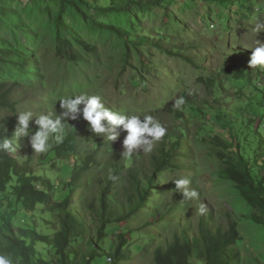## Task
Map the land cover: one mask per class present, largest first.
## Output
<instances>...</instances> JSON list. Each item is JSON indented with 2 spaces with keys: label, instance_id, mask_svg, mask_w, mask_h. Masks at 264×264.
<instances>
[{
  "label": "rangeland",
  "instance_id": "374dc122",
  "mask_svg": "<svg viewBox=\"0 0 264 264\" xmlns=\"http://www.w3.org/2000/svg\"><path fill=\"white\" fill-rule=\"evenodd\" d=\"M138 1L149 4L146 8L136 4L129 13H104L85 5L63 7L59 0H1L0 49L11 50L0 58V82L18 83L14 86L18 113L59 114L62 110L58 100L62 96L87 91L102 95L106 107L114 111L141 118L152 115L168 130L152 152L138 149L128 161L121 155L127 135L122 126L117 129L118 138L110 142L102 135L91 133L88 122L83 121L82 133L86 139L82 157L75 161L69 156L58 162L52 152L56 143L51 140L52 147L47 152L35 153L37 173L46 175V171H51V181L60 180L65 185L87 154L99 149V164L84 175L86 184L75 200L80 205L87 198L99 201L102 183L116 168L122 175L116 183L125 200L126 190L129 193L131 187L130 167L153 173V158L161 154L162 142L176 141L171 134L177 133L181 140L177 165L156 173L159 188L151 192L154 199L151 206L146 203L137 214L120 224L124 229L134 228L133 233L126 235L124 246L130 257L121 264H157L156 247L160 243L167 245L176 233L186 229L191 235L199 232L200 217L206 213L212 216L213 225L225 228L235 225L239 240L233 246L237 254L234 264H264V226L255 221L256 211L241 197L236 184L220 174L224 166L218 155L221 148L213 143V136L232 139L217 117L222 107L234 101L237 87L243 88L249 81L264 87V68L249 66L251 49L258 42L264 43V0ZM59 21L65 37L72 41L74 51L80 56L79 61L58 55ZM99 23L127 28L131 39L139 40L141 45L132 40L128 43L126 38L100 27ZM257 25L261 26L259 31ZM78 40L96 49L86 50ZM221 94L222 98L218 99L217 95ZM228 95L232 101L224 100ZM179 97L185 103L177 109L173 103ZM18 113L0 108V124L3 120L11 122ZM30 126L33 131L38 128L34 121ZM71 126L69 120L67 132ZM97 137L102 141L101 148L95 146ZM12 138L14 144H23L24 151L31 146L27 137ZM47 154H52L51 158ZM181 178L191 181L188 188L197 190L198 198L188 199L181 193L183 190L177 191L173 181ZM24 213L28 218L21 216V219L30 221L32 213ZM88 217L91 219V215ZM120 232L114 230L110 237L115 247ZM92 238L101 252L102 245H109L96 234ZM1 239L5 241L2 231L0 243ZM37 248L49 260L58 259L53 249L45 250L42 244ZM81 248L79 260L90 251L87 242ZM0 253L7 254L1 250ZM192 261L201 263L197 254Z\"/></svg>",
  "mask_w": 264,
  "mask_h": 264
},
{
  "label": "trees",
  "instance_id": "16d2710c",
  "mask_svg": "<svg viewBox=\"0 0 264 264\" xmlns=\"http://www.w3.org/2000/svg\"><path fill=\"white\" fill-rule=\"evenodd\" d=\"M59 1L63 7L85 5L96 12L104 13H129L136 4L142 8L149 4L139 3L138 0ZM60 23L59 21L57 53L59 56L79 61L80 56L74 51L72 41L65 37V30ZM98 25L126 38L128 43L132 40L137 46L141 45L139 40L131 39V32L127 28L112 24ZM78 42L86 50L96 49L86 41ZM10 50L8 47H2L0 58L10 54ZM17 85L18 83L0 82V108H9L18 113V102L14 100V86ZM237 89L234 101L229 106L222 107L217 117V121L231 134L232 139L213 136V143L221 148L218 155L224 166L220 174L224 179L236 184L241 197L257 212H254L253 218L264 226V87L252 85L249 81L245 87ZM220 97L222 98V94L217 95L218 99ZM227 99L232 101L230 95L224 100ZM15 117L11 122L3 120L0 124V140L8 139L12 149L11 152H0V231L5 238V241L1 239L0 250L11 254L14 261L19 257V264H121L127 261L130 255L129 250L124 249L126 235L133 233L134 228L126 225L124 229L120 224L137 214L146 203L151 206L150 203L154 200L150 197L151 192L159 188L156 186V173L177 165L181 152V140L177 133L171 134L176 141L162 142L161 154L153 158V173L130 167L128 176L131 187H127L130 192L126 190L125 200L122 189L116 183L117 178L122 176L116 168L102 183L100 200L83 197L84 202L80 205L75 198L86 184L83 181L84 175L94 165L99 164V149L87 154L82 165L65 185L60 180L53 183L50 179L53 172L46 171V175H38L39 167L34 164L35 152L32 147L24 151L22 143L14 144L12 137L16 128ZM83 121L85 120L82 114L78 119L71 120V129L63 142L54 145L52 152L56 154L58 162L66 160L69 156L75 161L82 157L83 142L86 139L82 133ZM210 131L207 130V133ZM95 146L102 147V141L98 137ZM52 154L45 156L51 158ZM109 176L113 178L109 179ZM144 180H148V183ZM22 211L32 213L30 221L21 219V216L28 218ZM88 215H91V219ZM200 218V231L196 234L191 235L186 229L176 233L172 242L167 245L160 243L156 247L154 258L157 264L235 263L237 254L234 253L233 246L239 240L235 225L227 228L213 225L212 216L207 213ZM93 219L97 220L93 222ZM114 230L121 231L116 235L120 239L116 247L109 241ZM94 234L109 243L108 247L102 245V252L93 241ZM84 242L90 246L89 255H84L82 260H79L78 253L82 252L81 246ZM38 244H42L45 250L53 249L58 259L55 262L49 260L47 255L37 248ZM194 254H197L201 263H193ZM108 255L109 258L106 257Z\"/></svg>",
  "mask_w": 264,
  "mask_h": 264
},
{
  "label": "clouds",
  "instance_id": "9594fccd",
  "mask_svg": "<svg viewBox=\"0 0 264 264\" xmlns=\"http://www.w3.org/2000/svg\"><path fill=\"white\" fill-rule=\"evenodd\" d=\"M257 25V31L260 30ZM252 50L249 60V66L255 68L257 66L264 68V43L258 42V45ZM62 111L55 115L34 114L32 111H22L16 115L17 124L15 128L14 138H29L30 145L35 153H45L48 151L54 140L56 144L63 142L67 134V123L69 120H76L82 114V118L88 122L89 131L98 135H102L108 141H114L119 136L117 131L120 126L126 131L127 135L123 139V151L121 155L128 161L131 160L134 153L138 149L143 152H152L154 145L161 141L167 134V128L157 121L152 115H139L118 112L106 107L102 95L90 94L87 91H80L67 96H62L59 100ZM185 100L183 97L177 98L173 106L179 109ZM83 105L81 108L80 106ZM38 126L33 131L30 126L31 122ZM10 141L8 139L0 140V152H11ZM113 177L109 176V179ZM177 191L183 190L181 193L185 198H198L199 192L195 189L189 190L188 186L191 181L188 178H181L173 181ZM201 214L204 212V205L200 208ZM20 258L16 257L15 261L11 254L0 253V264H19Z\"/></svg>",
  "mask_w": 264,
  "mask_h": 264
}]
</instances>
